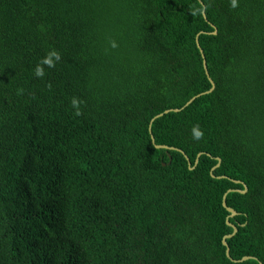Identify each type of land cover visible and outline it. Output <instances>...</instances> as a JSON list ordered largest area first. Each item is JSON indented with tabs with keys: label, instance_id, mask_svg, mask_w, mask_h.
I'll list each match as a JSON object with an SVG mask.
<instances>
[{
	"label": "trees",
	"instance_id": "trees-1",
	"mask_svg": "<svg viewBox=\"0 0 264 264\" xmlns=\"http://www.w3.org/2000/svg\"><path fill=\"white\" fill-rule=\"evenodd\" d=\"M0 264H264V0H0Z\"/></svg>",
	"mask_w": 264,
	"mask_h": 264
},
{
	"label": "clouds",
	"instance_id": "clouds-1",
	"mask_svg": "<svg viewBox=\"0 0 264 264\" xmlns=\"http://www.w3.org/2000/svg\"><path fill=\"white\" fill-rule=\"evenodd\" d=\"M231 6L232 8L238 7V0H231ZM113 47H116L115 43L112 45ZM61 59V56L58 52H51L49 53L41 62L38 64L35 68V75L37 78H43L46 74L45 72V66L47 68H54L56 66V63L59 62ZM72 106L77 109L76 115H81V112L79 110L80 108V102L78 99L73 98L72 100ZM194 138L196 140H200L203 138L204 133L198 128L193 129Z\"/></svg>",
	"mask_w": 264,
	"mask_h": 264
},
{
	"label": "water",
	"instance_id": "water-1",
	"mask_svg": "<svg viewBox=\"0 0 264 264\" xmlns=\"http://www.w3.org/2000/svg\"><path fill=\"white\" fill-rule=\"evenodd\" d=\"M203 12H204V15H205V11H203ZM217 32H218V30H217V28H215L214 33H217ZM197 42H198L199 47H201V46H200V43H199V37H197ZM203 56H204V65H205V69H206L207 75L209 76V78H210V80H211V82H212V84H213V85H212V88H211L209 91H207V92H211V91H213V90L215 89L216 85H215L214 81L212 80V78L210 77V74H209V71H208L207 60H206V58H205V55L203 54ZM199 95H201V94H199ZM199 95H197V96H199ZM197 96L193 97V98L187 103V105L190 104V103H191V102H192ZM171 110L179 111L180 109H171ZM169 111H170V110H167L166 112H169ZM162 115H163V113L157 115L155 118L160 117V116H162ZM155 118L152 120V122L155 120ZM150 131L152 132V128H150ZM152 138H153V140L155 141V138H154L153 135H152ZM157 147H158V148H166V149H176L175 147H169V146H167V145H157ZM181 151H182V150H181ZM200 156H201V154L198 156V158H197V160H196V164L198 163ZM220 161H221V159L219 158V163L213 168V170H214L216 167H218V166L220 165ZM213 170H212V175H214V174H213ZM246 190H247V187L245 188V190H241V191H242V192H246ZM231 191H233V189H230V190H229V192H231ZM226 199H227V193H226L225 196H224V205L227 207V200H226ZM228 210L231 212V214H230L231 217H232V216H235V215L237 214L236 210L233 209V208H231V207H228ZM227 221H228L229 225H232V226L234 227V232H233L232 234H228V235H226V236L224 237V244L227 246V254H228V256H230V248H229V246H228V243H227V240H226V239L229 238V237H232L234 234H236L238 228H237L235 225H233V224L229 221V219H228ZM248 258H249L248 256H245V257H243L241 260H246V259H248Z\"/></svg>",
	"mask_w": 264,
	"mask_h": 264
}]
</instances>
